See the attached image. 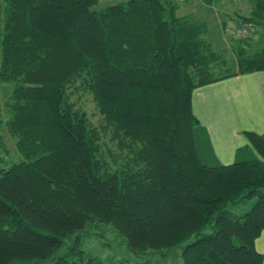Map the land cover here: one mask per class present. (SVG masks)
<instances>
[{"label":"trees","instance_id":"trees-1","mask_svg":"<svg viewBox=\"0 0 264 264\" xmlns=\"http://www.w3.org/2000/svg\"><path fill=\"white\" fill-rule=\"evenodd\" d=\"M95 1L0 0V125L17 154L0 163V264H164L171 250L179 264H262L264 140L244 131L256 156L202 163L189 93L264 71V40L228 34L232 72L172 0ZM249 2L248 33L264 31V0ZM76 86L99 127L68 99ZM104 130L127 153L114 167L98 155ZM100 224L120 241L106 259L81 249Z\"/></svg>","mask_w":264,"mask_h":264},{"label":"crops","instance_id":"crops-1","mask_svg":"<svg viewBox=\"0 0 264 264\" xmlns=\"http://www.w3.org/2000/svg\"><path fill=\"white\" fill-rule=\"evenodd\" d=\"M248 12L249 8L243 15ZM220 24L221 28L225 26L223 20ZM233 24V30L239 27L236 18ZM258 33L260 30L253 28L249 40ZM263 40L264 34L262 39H257L254 44L250 42V45H259ZM229 70L235 72L234 56ZM189 96L191 113L198 123L194 135L202 133L204 136L198 152L202 163L221 165L244 155L256 156L244 131L257 134L264 140V71L231 74L194 87ZM252 246L264 264V227L252 240Z\"/></svg>","mask_w":264,"mask_h":264},{"label":"rangeland","instance_id":"rangeland-1","mask_svg":"<svg viewBox=\"0 0 264 264\" xmlns=\"http://www.w3.org/2000/svg\"><path fill=\"white\" fill-rule=\"evenodd\" d=\"M124 0H96L90 5V10H97L107 7L110 4L119 3ZM175 3V7L172 14L175 16H184L188 21H196L204 25L205 32L203 37L209 43L210 47L220 54L224 59L225 69L229 70L233 66V53L230 51L227 40L229 38L228 33L233 30L234 26V15H243L248 10L250 2L248 0H214L215 4H206L200 0H172ZM217 5V6H216ZM221 9H220V7ZM219 8V9H218ZM221 20L224 21L225 26L221 28ZM252 30V29H251ZM251 31L247 33L250 35ZM264 31L260 30V33L251 38V43L257 42V39H262ZM77 83V82H76ZM76 85V84H75ZM70 88H68L69 90ZM8 95L7 85L0 84V121L7 118L5 113V106L3 102ZM68 99L74 102L76 107H79L85 112L88 123L99 127L101 125L100 117L96 112L93 100H91L90 93L84 88L76 86L71 93H69ZM100 152L98 153L101 159H105L109 162L111 167L115 164L121 163L127 153L125 154L124 149L119 151L114 142L110 139V135L107 134V130L100 131ZM13 139L6 133L5 128L0 125V157L1 166H5L10 160H15L17 154L13 151ZM114 158V162L111 164V157ZM254 201V198L246 199L245 203H237L232 206L233 212L242 213L244 212ZM97 234V235H96ZM82 251L96 256L100 259L109 254L113 249L119 250V246L116 245L120 241L116 236L114 229L109 224H100L94 227L90 234H87L82 240ZM106 244V245H102ZM122 245V244H121ZM164 264L166 262H175L179 264L177 258V251H169L166 256L161 260Z\"/></svg>","mask_w":264,"mask_h":264},{"label":"built area","instance_id":"built-area-1","mask_svg":"<svg viewBox=\"0 0 264 264\" xmlns=\"http://www.w3.org/2000/svg\"><path fill=\"white\" fill-rule=\"evenodd\" d=\"M249 30H250V24L244 22V23H241L239 27L231 31L230 34L232 35L234 39H239L240 37L245 36Z\"/></svg>","mask_w":264,"mask_h":264},{"label":"water","instance_id":"water-1","mask_svg":"<svg viewBox=\"0 0 264 264\" xmlns=\"http://www.w3.org/2000/svg\"><path fill=\"white\" fill-rule=\"evenodd\" d=\"M237 18L241 19L243 22H246L245 18L242 15H238Z\"/></svg>","mask_w":264,"mask_h":264}]
</instances>
